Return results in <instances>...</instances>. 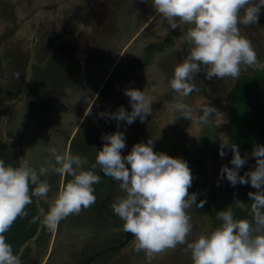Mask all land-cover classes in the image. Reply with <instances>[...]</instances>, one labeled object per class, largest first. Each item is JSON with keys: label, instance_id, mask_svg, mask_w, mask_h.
Listing matches in <instances>:
<instances>
[{"label": "rangeland", "instance_id": "obj_1", "mask_svg": "<svg viewBox=\"0 0 264 264\" xmlns=\"http://www.w3.org/2000/svg\"><path fill=\"white\" fill-rule=\"evenodd\" d=\"M176 23L172 29L151 0H0V159L16 167L24 157L38 170L47 166L49 149L55 147L61 154L86 157L83 170H93L102 135L120 131L126 136L122 156L150 139L154 151L188 163L189 193L197 194V204L205 201L202 208L193 204L187 210L193 224L189 242L221 226L219 211L251 220L248 193L256 189L232 186L221 174L222 166L232 167L233 154L227 147L221 157L220 146L229 142L247 157L240 176L255 169L251 153L264 146V70L247 68L238 79L222 80L206 79L201 72L194 78L198 91L179 97L169 81L191 46L183 38L190 26ZM240 30L264 62V8L257 25H240ZM130 88L154 101L143 123L110 118L121 106L131 112L124 94ZM176 103L189 105L191 120L179 117ZM207 106L217 111L203 124L198 121ZM94 172L101 176L94 205L63 220L55 233L38 220L36 233L22 240L33 227V209L47 212L72 179L41 177L51 185L47 199L34 197L27 217L18 218L5 234L22 264H192L186 245L151 262L143 251L136 253L134 237L112 208L126 193L99 166ZM102 203L112 220L102 214Z\"/></svg>", "mask_w": 264, "mask_h": 264}, {"label": "clouds", "instance_id": "obj_2", "mask_svg": "<svg viewBox=\"0 0 264 264\" xmlns=\"http://www.w3.org/2000/svg\"><path fill=\"white\" fill-rule=\"evenodd\" d=\"M151 4L172 29H176L177 21L190 26L183 37L191 46L190 54L174 68L169 81L179 97L198 91L194 78L201 72L206 79L222 80L238 79L247 68L264 70V62L258 59L251 40L240 30V25H257L264 0H151ZM124 94L129 98L131 112L121 106L110 118L126 121L128 125L139 118L143 123L152 114L153 99L134 88L125 89ZM173 107L179 117L191 120L189 105L176 103ZM215 111L214 107H204L198 122L207 124ZM101 139L103 147L97 152L93 170H83L88 163L86 157L61 154L55 147L49 149L51 158L45 161L47 166L38 170L24 157L16 167L6 166L0 159V264H22L5 234L18 218L27 217L26 209L33 203V197L47 199L51 185L41 177L50 174L72 177L47 212L40 209L32 220L33 223L39 220L49 233H55L63 220L96 203L94 185L101 182V176L94 172L97 166L104 176L120 182V189L126 193L112 208L123 222V230L134 237V251H143L149 262L186 245L192 264H264V146L253 148L255 169L240 176L239 170L247 157H241L236 145L221 143V157L227 147L233 154L232 167L222 166L221 174L232 186L250 184L256 189L248 193L252 218L236 219L232 210L219 211L216 215L222 221L221 226L189 242L193 224L187 210L193 204L202 208L205 201L197 204V194L189 193L193 176L188 163L154 151V141L150 139L146 144L133 145L126 156L121 154L126 148L124 132L105 134Z\"/></svg>", "mask_w": 264, "mask_h": 264}, {"label": "trees", "instance_id": "obj_3", "mask_svg": "<svg viewBox=\"0 0 264 264\" xmlns=\"http://www.w3.org/2000/svg\"><path fill=\"white\" fill-rule=\"evenodd\" d=\"M33 200H34V197H33ZM34 208V207H33ZM33 211H34V209H33ZM32 211V213L31 214H33V216L34 217H36L37 215H38V213L36 212H33ZM102 212V211H101ZM102 214H103V212H102ZM37 227H38V220H37V222L36 223H34L33 224V227H32V229L31 230H28L29 231V233H27V234H29L28 236H26V237H22V238H20V239H28V238H30V237H32L35 233H36V231H37Z\"/></svg>", "mask_w": 264, "mask_h": 264}, {"label": "water", "instance_id": "obj_4", "mask_svg": "<svg viewBox=\"0 0 264 264\" xmlns=\"http://www.w3.org/2000/svg\"><path fill=\"white\" fill-rule=\"evenodd\" d=\"M28 83H29V81H27V83H26V85H25L24 93H25L26 87L28 86ZM101 209H102L104 215H105L107 218H109L110 220H112L111 216L108 215V212H107V210H106L105 207H104V203H102ZM129 235H130V234H129Z\"/></svg>", "mask_w": 264, "mask_h": 264}]
</instances>
